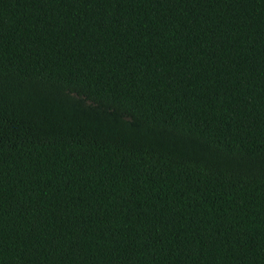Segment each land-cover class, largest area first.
Listing matches in <instances>:
<instances>
[{"label": "trees", "instance_id": "obj_1", "mask_svg": "<svg viewBox=\"0 0 264 264\" xmlns=\"http://www.w3.org/2000/svg\"><path fill=\"white\" fill-rule=\"evenodd\" d=\"M0 264H264V0H0Z\"/></svg>", "mask_w": 264, "mask_h": 264}]
</instances>
